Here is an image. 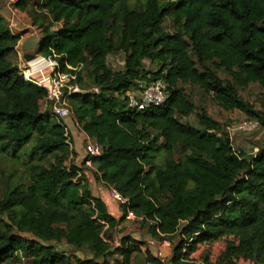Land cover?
I'll use <instances>...</instances> for the list:
<instances>
[{
    "label": "trees",
    "instance_id": "1",
    "mask_svg": "<svg viewBox=\"0 0 264 264\" xmlns=\"http://www.w3.org/2000/svg\"><path fill=\"white\" fill-rule=\"evenodd\" d=\"M15 8L43 30L39 55L75 77L80 92L65 89L73 119L102 147L92 159L98 178L127 202L118 220L93 196L48 90L27 82L8 59L20 40L0 14V156L21 159L27 146L29 155L25 178L0 199V264L19 253L33 264H74L54 245L63 243L92 255L77 264H116L113 256L133 264L140 255L148 264H196L190 257L201 245L223 238L230 240L217 264L264 263V143L257 155L235 150L229 132L184 87H200L223 110L245 113L264 129V111L217 74L264 90V0H19ZM168 19L176 33L157 37ZM119 53L125 67L114 71L108 59ZM145 60L159 69L148 71ZM83 68L97 92L83 84ZM160 80L169 95L164 107L129 106L128 93ZM194 114L200 128L183 121ZM129 212L154 241L171 242L169 260L130 237L113 245Z\"/></svg>",
    "mask_w": 264,
    "mask_h": 264
},
{
    "label": "rangeland",
    "instance_id": "2",
    "mask_svg": "<svg viewBox=\"0 0 264 264\" xmlns=\"http://www.w3.org/2000/svg\"><path fill=\"white\" fill-rule=\"evenodd\" d=\"M18 1V0H15ZM9 0H0V13L5 16L9 21V26L12 32L19 37V40H22L24 36H42L44 37V32L39 26H34L36 29H30L28 31L22 32L16 28L15 23L13 22L15 17L16 20L18 16L13 15L16 8V3L10 4ZM18 10V9H17ZM35 11V8L33 9ZM19 21H22L21 17H19ZM33 23L32 19L28 20V24ZM62 27V26H59ZM56 28V27H55ZM54 28V29H55ZM164 33L175 34L176 27L171 19H168L163 24L161 31L157 33V37H161ZM19 45V43H18ZM21 51V50H20ZM8 59L15 65H17L23 73L27 71L28 68H25V63L22 60V56L15 52L8 56ZM126 55L124 53H119L116 55H111L108 59L109 67L114 71L124 70L125 67ZM48 61V60H47ZM44 66H47L46 64ZM144 66L148 71H156L159 69V64H152L149 60L144 61ZM50 70V69H49ZM82 71V79L83 84L88 87L91 91L97 92L98 88L95 87L93 78L91 77L89 71L86 68L81 69ZM217 74L225 81L232 82L239 90L241 96L251 103L256 111H264V90L258 83H250L247 87H241L238 85L233 78L224 71H217ZM41 78L40 76L36 77V79ZM77 85H73L71 83L68 84V87ZM78 87V86H77ZM188 95L191 99L196 103V105L200 108H205L209 115L215 120L219 121L222 126L229 132L235 150L239 152H244L248 155H257L259 152V148L263 145L264 142V129L259 126V128L252 133H242L240 127L249 121H253L247 116L245 113L240 111H232L227 112L223 110L214 100L211 95H208L198 86L194 85H185L184 86ZM69 90V88H66ZM43 110L50 109L46 103L42 105ZM185 123L190 124L192 127L200 128L199 121L197 118V114H194L186 119H183ZM89 140H87L88 142ZM86 147V143L84 145ZM75 149V146H74ZM28 146L23 148L18 152L21 155V159H18L14 155H4L0 156V199L6 193V190L9 185L16 183L20 178L26 176V168L25 163L29 160L28 155ZM76 151V150H75ZM77 158V157H76ZM76 161V160H75ZM155 162L160 164L162 159L159 156L156 157ZM67 165H70V162H67ZM45 166L49 167L50 165L45 162ZM110 193V194H109ZM109 196L111 199L115 200L119 205V201H117L111 194V190H109ZM264 207V203H263ZM123 212V209H122ZM124 213V212H123ZM124 216V215H123ZM129 223V227H126L125 224ZM130 237L140 244H142L143 251L145 252L148 248L157 256L161 257L162 260H169L173 255V246L171 242L165 241L162 242L160 240H155L152 238L149 232V226L141 224L140 221H125L120 228L118 229L116 235V241L114 242V246L120 247L122 246V239ZM59 252L64 253L68 252L73 256L74 264H77V259L81 258L84 260L93 259L92 255L88 250H76L66 244H54ZM207 246H209L207 248ZM202 245L200 248V252L196 255L197 258H194L196 264H217V259L220 257L222 252L224 251L225 245L222 242H215L209 245ZM206 247V248H205ZM113 263H118L119 257L113 256L111 258ZM4 264H33V260L30 258H26L22 254H17L15 257H12L8 262ZM119 264V263H118ZM133 264H148L146 262V258L143 255L138 256L137 258H133ZM169 264V263H168Z\"/></svg>",
    "mask_w": 264,
    "mask_h": 264
},
{
    "label": "built area",
    "instance_id": "3",
    "mask_svg": "<svg viewBox=\"0 0 264 264\" xmlns=\"http://www.w3.org/2000/svg\"><path fill=\"white\" fill-rule=\"evenodd\" d=\"M46 58V57H45ZM50 62L47 66H41L37 69L29 68L22 74L27 82L34 83L40 88L46 89L49 92V100L52 102L53 114L62 120L66 121L73 118L72 110L68 104L65 89L69 88V92H80V89L76 86L68 87L72 79L75 77L61 72L59 64L53 57L46 58ZM50 69V70H49ZM40 76L41 78L36 79ZM128 104L132 109L145 111L152 107L161 108L164 107L168 100L169 95L167 93V84L165 81L160 80L145 85L138 93H128ZM259 123L256 121H249L240 127L242 133H252L259 128ZM87 153L86 166L93 167V158L102 154V147L89 139L85 147ZM112 196L120 202L125 204L127 200L120 195L117 191L111 189ZM128 221H135L138 218L134 213L129 212L127 216Z\"/></svg>",
    "mask_w": 264,
    "mask_h": 264
},
{
    "label": "crops",
    "instance_id": "4",
    "mask_svg": "<svg viewBox=\"0 0 264 264\" xmlns=\"http://www.w3.org/2000/svg\"><path fill=\"white\" fill-rule=\"evenodd\" d=\"M9 1H10L9 5L14 3V0H9ZM13 15L18 16V19L16 20V17H15L13 22L15 23L16 28L19 29L20 31L25 32V31H28L30 29H36V27L31 25V23L28 24V20L30 22L31 18L27 13L21 12V11L16 9L15 12L13 13ZM19 17H21L22 21H19ZM28 38H29V36H24V37H22V40L19 41V45L17 47V52L21 56H22V53L20 51L21 45ZM41 61H47V60L41 59L39 62L32 63L33 69H36V66ZM146 83L147 82L140 83V88H143L146 85ZM137 89H139V88H136L135 90L131 91V93H138L140 90H137ZM65 123L68 126L69 132L73 138L75 150L77 152V158H76L75 164L84 170V173H85L87 181L90 185V189L93 193V196H95L96 198H101L106 203L110 214L113 215L116 219L121 220V218H123L124 213L122 212L121 205H119L115 200L111 199V196H109V194H110L109 190H111V189L109 187H107L98 178L99 175L97 173L95 166L88 167L84 164V162L86 161L87 156H88L86 153L84 145H85V143H87V140H89L90 138L83 131H81V129L76 124V122L73 118L66 120ZM125 226L129 227V223H126ZM228 240H230V238H223L220 241H218V242H222L225 245L224 251L226 249V245H227L226 243ZM201 246L199 247L197 252H195L194 254L191 255L190 258L193 261H194V258H197L196 255L200 252ZM208 247L209 246H207V248ZM217 261H218V259H217ZM238 264H257V263L253 260H247L245 258H240L238 260ZM258 264H264V263H258Z\"/></svg>",
    "mask_w": 264,
    "mask_h": 264
},
{
    "label": "water",
    "instance_id": "5",
    "mask_svg": "<svg viewBox=\"0 0 264 264\" xmlns=\"http://www.w3.org/2000/svg\"><path fill=\"white\" fill-rule=\"evenodd\" d=\"M18 1L14 0V3H17ZM3 17L9 24L8 19L5 16ZM31 25L35 26L34 23H31ZM44 42L45 39L42 36H30L24 43H22L20 50L22 53V60L25 63V68H33L32 63L39 62L41 59L45 58L39 55V50Z\"/></svg>",
    "mask_w": 264,
    "mask_h": 264
},
{
    "label": "bare ground",
    "instance_id": "6",
    "mask_svg": "<svg viewBox=\"0 0 264 264\" xmlns=\"http://www.w3.org/2000/svg\"><path fill=\"white\" fill-rule=\"evenodd\" d=\"M45 64H46V65H49L50 62H49V61H41V62L36 66V69L39 68V67H41V66H44Z\"/></svg>",
    "mask_w": 264,
    "mask_h": 264
},
{
    "label": "flooded vegetation",
    "instance_id": "7",
    "mask_svg": "<svg viewBox=\"0 0 264 264\" xmlns=\"http://www.w3.org/2000/svg\"><path fill=\"white\" fill-rule=\"evenodd\" d=\"M44 59V58H43Z\"/></svg>",
    "mask_w": 264,
    "mask_h": 264
}]
</instances>
